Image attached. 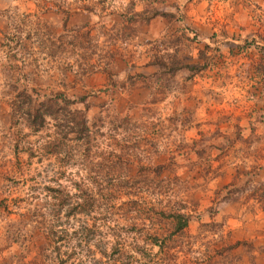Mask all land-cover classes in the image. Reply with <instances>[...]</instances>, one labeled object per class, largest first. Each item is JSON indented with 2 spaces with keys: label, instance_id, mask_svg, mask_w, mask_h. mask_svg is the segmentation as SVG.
<instances>
[{
  "label": "rangeland",
  "instance_id": "obj_1",
  "mask_svg": "<svg viewBox=\"0 0 264 264\" xmlns=\"http://www.w3.org/2000/svg\"><path fill=\"white\" fill-rule=\"evenodd\" d=\"M0 264H264V0H0Z\"/></svg>",
  "mask_w": 264,
  "mask_h": 264
},
{
  "label": "trees",
  "instance_id": "obj_2",
  "mask_svg": "<svg viewBox=\"0 0 264 264\" xmlns=\"http://www.w3.org/2000/svg\"><path fill=\"white\" fill-rule=\"evenodd\" d=\"M156 64L160 67H164V63L157 62ZM178 69L173 68V71ZM60 101H62L64 104L60 105ZM72 103V101H70L66 98V96H63L60 93H55L52 97L46 98L45 101L40 102L38 105H36V107L27 111L26 120L28 122L29 127L33 128L34 130L44 128L46 125V119H59L61 113L64 111L69 116H72V118L74 119L72 120V125L66 124L65 127H68L72 134H76L78 132L80 134V137H78L77 140H82V138L86 135L87 132L86 121L84 119V116L82 115V112L76 110L71 112L68 109V106ZM178 216L176 218H181ZM185 225L186 223H184V226Z\"/></svg>",
  "mask_w": 264,
  "mask_h": 264
}]
</instances>
